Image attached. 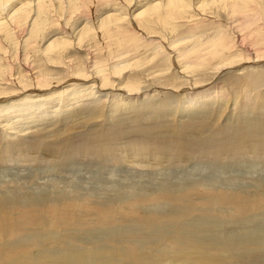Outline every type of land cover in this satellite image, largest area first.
I'll return each instance as SVG.
<instances>
[{
    "label": "bare ground",
    "instance_id": "bare-ground-1",
    "mask_svg": "<svg viewBox=\"0 0 264 264\" xmlns=\"http://www.w3.org/2000/svg\"><path fill=\"white\" fill-rule=\"evenodd\" d=\"M121 1L125 4L124 7H117L118 4L111 0H92L96 10L92 20L89 14L82 11L83 5L89 11V0H0V164L6 162L4 156L8 153L16 155L19 152L20 155L23 153L27 156L40 152L42 149L36 146L43 144L50 136L60 133L59 128L48 132V122L45 128H38L45 122L40 124L34 120L24 122L27 127L23 124L20 127L18 121L14 120L20 116L21 110L35 107L39 111L43 109L39 117L44 121L50 118L58 119V112L64 111L67 118L71 119V122L66 121L64 126L67 123L79 122L87 110L89 114H94L96 110L93 109L100 106L102 111L106 109L105 116L107 113L117 112L116 106L126 113L112 116L116 117L113 126L117 127L114 130V138L119 139L124 146L121 151L126 150L127 155L113 154L108 146L106 149L96 147L90 130L87 133H72L70 137L58 140V143L51 138L44 143L46 145L43 149H47L46 153L51 156L63 155L80 159L96 156L106 162L105 155L109 162L120 164L128 163L129 159L133 162L146 160L155 162L156 165L161 164L168 158L169 148L166 144V147L162 145V139H159L161 135L157 134L152 138V133L151 136L147 134L151 126L158 129L157 127L163 126L160 121H166L154 122L159 119L158 112L161 110L156 104L171 103L172 99H177V104L171 108L172 112L176 107L179 110L175 111L177 116H173V120L177 119V122L186 114L190 121L193 118L216 117L218 112L213 106L221 105L217 106L221 110L224 105L227 106L229 100L227 88H219V85L225 82L222 78L228 74L244 81L238 90L239 95L243 97L242 103H232L229 110L231 106L236 105V110L241 108L248 113L243 117L245 121L242 123L241 120V123L249 132L243 131L244 133L239 134L235 131L234 134L231 130L224 138L214 134L210 136L209 142L199 145L188 144L187 141L186 144L190 145L188 150L192 153L206 152L208 145L214 150L213 154L226 150V154H246L244 150L252 146L256 155L264 154V139L256 138L258 133H264V125L257 124L258 117H252L257 96L264 97V37L259 31H264V0ZM220 13L228 22L219 17ZM217 18L222 19L224 23L220 24ZM238 18L258 23L256 42L259 47L254 51L241 44V35L239 30H236V27H239ZM230 20H233L231 24ZM202 28L204 33L200 31ZM167 31L184 34L185 40L188 38V41L172 42ZM187 46L191 49H186ZM12 49H15L16 60L12 57L14 62L10 65L5 58H9L10 54L7 52ZM20 55L24 56V59H21ZM17 63L21 68L18 66V70L12 69ZM205 91L208 92L203 94V97H198ZM219 99L224 104L216 101ZM261 106H264V98ZM169 107H164L165 111L169 110ZM235 108L232 111H235ZM168 114L171 113L167 112L166 115ZM107 120L109 121L108 115L105 118V121ZM101 123L103 122L97 123V126L102 127L104 124ZM144 123L149 124L143 127ZM74 127L75 125L66 128L71 133ZM134 134L136 136L133 140H127ZM42 135L48 137L45 139ZM111 135L108 139L112 141ZM238 135L242 137L238 139ZM26 137L31 140L27 141ZM17 138L24 141L18 142ZM123 139L125 141L121 142ZM236 139L244 143V150L236 151L242 145ZM153 141L161 143L160 147L154 148ZM149 142L153 144L150 145ZM163 142L170 143L168 139ZM56 143L58 146H55ZM185 148H181L183 152ZM139 169L144 170L142 166ZM145 174L150 172L146 171ZM168 184L169 181H165L158 189L142 191V194L137 192L132 196L130 204L125 206H120L125 199L123 195H119L112 198V204L107 206L108 208L100 203L96 204L87 196L71 194V197L67 195L66 198H61L55 190L35 199L34 193H27L25 188L8 187L7 191H0V264H233L231 261L236 255L230 250L228 256L227 246L234 248V243L227 246L210 245L207 240L212 238L210 236L213 232L205 225V221L201 226V223L194 219V237L187 236L188 231H184L189 229L190 221L186 219L187 222H183V218L188 213L193 218L195 209L192 208L201 206L203 202L216 206L219 200L229 207L227 211L218 212L221 216L227 215L226 212L230 209L231 216L233 209L238 213L256 209L264 204L263 192L255 193L249 189L247 193L242 190L239 194L229 188L217 191L216 187H207L204 180L189 181L185 186L177 185L176 182L173 183L174 188H168ZM212 193H215L219 200ZM79 198H82V203H79ZM195 200L198 202L195 203ZM239 204L242 206L239 207ZM117 207L118 212L114 214ZM209 209L211 213L213 210ZM115 218L131 220L135 229L131 233L127 232L125 236L123 233L122 240L112 239V244L103 240L100 243L97 240L93 243L83 242L80 237L75 236L76 234L73 237L70 235L68 240L66 237L56 241L38 231H48L46 226L52 224L53 233L61 229L69 231L74 227L89 235L93 230L114 225ZM115 228L116 226L110 230L114 232ZM140 229L145 232L138 235ZM221 234L220 230L217 237L220 238ZM53 244L63 245V248L57 247L59 250H55ZM79 244L78 250L71 249ZM258 245L261 249L264 248ZM253 246L247 251L259 247ZM151 247L162 249H152V252ZM236 250L234 251L237 252ZM225 255L229 260L231 257L228 263L225 261ZM249 255L245 254L244 257ZM253 260L248 261L246 258L247 264H264L262 261Z\"/></svg>",
    "mask_w": 264,
    "mask_h": 264
},
{
    "label": "rangeland",
    "instance_id": "rangeland-1",
    "mask_svg": "<svg viewBox=\"0 0 264 264\" xmlns=\"http://www.w3.org/2000/svg\"><path fill=\"white\" fill-rule=\"evenodd\" d=\"M111 1L113 3H117L118 4L117 7H119V6L124 7V5H125L123 3V1H121V0H111ZM94 4H95V2H94ZM94 4H93L92 0H89V11L87 10V7L85 5H83V10H82L84 13L89 14L90 17L92 18V20L94 17V12L96 11L94 8ZM215 5H217V4L215 3ZM209 13H211V12H209ZM220 14L221 15L219 17L222 18L225 22H228L227 20L224 19V15H222V13H220ZM212 18L216 19L215 16H212ZM212 18H210V19H212ZM220 18H217L218 21H220V24L222 22L224 23V21ZM213 21H215V20H213ZM238 21H237V23H239L238 24L239 27L237 26L236 30H239V34L241 35L240 40H241L242 46H245V48H249L250 50L254 51L255 48L259 47V45H257L258 43L256 42V40L258 38L256 30H259L258 23L250 22L248 19L242 20L240 18H238ZM232 22H233V20L229 21L230 24ZM200 31H202L201 33L205 32L203 28L200 29ZM259 31H260V34L264 37V31L263 30L262 31L259 30ZM212 32L213 31H211V33ZM169 33H171V32L167 31L168 37L171 38L172 42L176 41L175 43H179L180 41H182L185 43L186 41H188V38H187V40H185L186 35H184V34L177 33L175 31L171 34H169ZM252 33H254L255 36ZM19 34H21V33H19ZM163 46L165 47L164 44H163ZM188 47L189 46H187L186 49H191ZM11 51L7 52L8 54H10L9 58H7V59L5 58V60H7V62L10 63V65H11V63L14 62V59L16 60L15 53H14L15 49H12ZM115 51H116V53L118 52V50H115ZM169 52L170 51H167V53H169ZM170 56L174 57L173 54L172 55L170 54ZM12 57H14V59H11ZM20 58L24 59V56L20 55ZM239 59H241V58L239 57ZM18 66H19V68H21L19 63L14 64V66H12L11 68L14 70H18L17 69ZM232 77H233V79H232ZM230 78H231V80H230ZM234 78H235V76H233V74H228L222 78V81H225V82H224V84L219 85V88L221 87V88H223V90L227 88L228 91L226 94H229L228 95L229 100H228V103L226 104L227 106L224 105L221 108V110H219V108L217 107V106H221V105H217L214 103L215 106H213V104L210 106V107L213 106V108H216V110H217L216 112H218V114H216V117L203 118V119L196 118L197 120L195 118H193V120L190 121V119H188V114H186V115H184V117L179 118L178 122H177V119L173 120L174 119L173 116L176 117L178 113H175V111H179V110H177V107H176L175 111L172 112V109H171L172 107L174 108L175 105L177 104V102H176L177 99L176 100L172 99L171 103L160 102V103L156 104V107L157 106L161 107L160 108L161 110H160V112H158L159 113V115H158L159 119H155L154 122H156L157 120H159V121L160 120H166V121H160V125L163 124V126L157 127L158 129L151 126L152 128L149 131H147L148 132L147 134L150 135V133H152L153 134L152 138L156 137L157 134H159V136L161 135V137L160 138L158 137V138L160 139V141L162 139V141H161L163 143L162 145H164L165 147L167 145L169 148L168 149L169 155L167 156L168 158L163 160L161 164H158L159 166L156 165L155 162H152V161L149 162L146 160H145V162L141 161V162H143V163H141V162H137V161L133 162V161H130V159H129L128 163L125 162V164L114 163L113 161L109 162L107 160L108 158H106L105 155H104V159H106V162H104V160H102L99 157L97 159L96 156L95 157L90 156V159H88L86 157V158H84L85 160L82 157L80 159V157L69 158V157L63 156V155L51 156V155H49V153H46L47 149H43V148H45V145H46V144L44 145V143L46 141L50 140L51 138H53L51 140H53L54 142L57 141V143H58L59 141L63 140L64 138H68L73 134H77V133L80 134L83 132L87 133V131L90 130L94 136V138H92V139H95L94 145L96 147L100 146L101 148L106 149L107 148L106 146H108L109 148H111L109 150L113 154L116 153L118 155H122L123 153L126 152V150H125V152L121 151L122 147H124V146L121 145V143L119 142V139L114 138L115 137L114 136V134H115L114 130L117 129V127L115 128L113 126V124L115 123L114 120H116L115 119L116 117L114 118L112 115L117 116L119 114H126V113L117 106H116V110H118L117 112H113L112 114L107 113L109 121L108 120L105 121V118L107 117V115L105 116L104 112L106 109L104 111H102V109L100 108L101 106H100V107H97V109L96 108L93 109V110H96V111H94L95 112L94 114H89V110H87V113H86L87 116L86 115L83 116V118L80 119L79 122L77 121L74 123H67V125H64V126H63V124H65L66 121L71 122V119L67 118L68 117L67 113L64 111L58 112V116H60L58 119L56 118V119L51 120V118H50V120L48 119L47 121H44V119L39 117L42 114L40 112L43 109H40V111H39V109L38 110L36 109L37 107L31 108L28 110L23 109V110H21L22 112L20 113V116H18L14 120V121H18L17 123L20 127L22 124L24 126V122L34 120L35 122L38 121L40 124H43L45 122L43 126L38 127V128H42V127L45 128L47 126L46 122H48V124H50V125H48L49 128L47 127L48 132H50L49 130H51V129L54 130L56 128L57 129L59 128L58 130H60V133L58 132V133H56V135L50 136V138L48 140L44 141L43 144L40 142L41 144H39V146H36V148L39 147V149L41 148L42 150L38 153H35V154L30 153L27 156H24L23 153H21V155H20L19 152L16 153V155H13L12 153L6 154L4 156V159L6 162H3L0 164V191L1 192L3 190L7 191L8 187L9 188L12 187L14 189L16 186H19L20 188L21 187L25 188L24 189L25 191L28 190L27 193H29V194L34 193L33 197L35 199H37L39 197H44L43 195H45L47 193H51L52 191L56 190L58 197L66 198L67 195L71 197L72 196L71 194L78 195L81 197L87 196V198H89V197H90V199L92 198L91 200L93 202H96V204L100 203L101 205H103V207L110 206L112 204V200H113L112 198L117 197L119 195L120 196L123 195L125 202H126L125 203L123 201V203H121L120 206L128 205L131 202L132 196H134L137 192H140V193L142 191L146 192L147 190H152L153 188L158 189L161 187L163 182L165 184V181H169V184L167 186L168 188H174L175 187L174 184L176 182H177V185L179 184L181 186H185L189 183V181L195 182V181L204 180L205 182H207V184H209V186L206 184L207 187H210V186L216 187L217 191H222V189L225 190L226 188H229L230 190L237 191L239 194H241L243 192L242 190H245L247 193V191L249 189L250 190L252 189V191H255V193H256V191H258V192L261 191L264 194V187H261L264 185V158H263L264 154H261V155L258 154L260 156L259 157L258 155H256V153L253 152L252 146H249V149L251 147L250 150L245 149L244 143L241 142L240 140L236 139L237 142H241V144H242L240 148L236 149V151H238V150L240 151V149L242 151V149L243 150L245 149L244 151L247 152L246 154L243 152H241V153L238 152L237 154H234V153L226 154L227 150H226V152H223V153H214L213 154L212 151H214V150H212V148L208 145L207 146L205 145L206 148L208 149V151H206V152L192 153L191 150H188V149H190V145H188L189 143L190 144L195 143V144L199 145L200 143H205L206 141L209 142V140H211L210 136H212L214 134H216V136H218V137L224 138V136L227 135L229 133V131H231V130H232L231 132H233L234 134H236L235 131H237V133H239V134L244 133V132L245 133L249 132V129L247 127H243V125H242V123L245 121L243 119V117H245V115H247L248 113H245L244 111H242L241 108L240 109L237 108V110H238L237 111L235 108L236 105L231 106V109L229 110V105H232V103L235 104L236 102L239 105L240 103H242L241 99H243V97H241V95H239L238 90H240V87L242 86L244 81L243 80L239 81L236 78L235 79ZM236 80L238 83L236 82ZM213 89H214V87H213ZM207 92L208 91H205L203 93L201 92V94H199L198 97H203L202 95L207 93ZM253 96H255V95H253ZM173 98H175V97H173ZM263 98H264L263 95L257 96L256 102L254 104L255 106L254 105H253L254 107L252 106L254 108V110H252L253 111L252 117H254V118L258 117L259 121L257 120V124H259V125H262V124L264 125V123H258V122H264V106H261V101H263ZM216 101L217 102L220 101L219 104H224V102L222 103L221 99L216 100ZM163 106L164 107L170 106L169 110L165 111ZM117 108H119V109H117ZM234 108H235V111H232ZM258 108H260V109H258ZM56 109H58V108H56ZM46 110L48 111V109H46ZM46 110H45V112H47ZM53 110H55V109H53ZM167 112L168 113L170 112L171 114L166 115ZM226 112H227V114H226ZM240 113L241 114L243 113L244 115L243 114L240 115ZM51 114L54 115L53 113H51ZM111 116H112V118H111ZM165 116H166V118H165ZM119 117L120 116H118V118ZM122 118H126V116H122ZM245 119L247 120L248 118H245ZM57 120L59 123L56 122ZM241 120H242V123H241ZM52 121H54V122H52ZM98 121L99 122L102 121L103 123H101V124H104V125L102 127L97 126V123H99ZM51 122L53 123L52 125H51ZM33 124H36V123H33ZM146 124H149V123H144L143 127L146 126ZM170 124H172V125H170ZM74 125H75V127H74L75 129L73 130V132L71 131V133H70V130H68L66 127L69 126L71 128V126H74ZM168 125H170V127H168ZM94 126H96V127H94ZM147 126H149V125H147ZM24 127H27V126H24ZM91 127H93V128L91 129ZM252 128L253 127H251V129ZM255 129H257V126H255ZM255 129H252V130L256 131ZM153 130H154V132H153ZM187 133H189V134H187ZM48 134L50 135L51 133H48ZM59 134H61V136ZM110 135L112 137V138L110 137L112 139V141L110 139H108V136H110ZM135 136H136V134L130 135L127 140L132 139V138L134 139ZM47 137H48V135L47 136L42 135V138L46 139ZM138 137L139 136L137 135V138ZM194 137H195V140H194ZM241 137H242V135L237 136L238 139ZM260 137H262L264 139V133H262L261 135H260V133H258L256 135V138H260ZM26 138H27L26 139L27 141L31 140V139H29V137H26ZM17 139H15V140H17L18 142L24 141V140L23 141L19 140L20 138H17ZM165 139L166 140L168 139L170 141V143H166V142L164 143L163 141H165ZM252 139L255 140L254 138H252ZM5 141H6V139H5ZM123 141H125V140L123 139L121 142H123ZM215 141H217V140H215ZM153 142L155 144L154 148L160 147L161 143H159V142L155 143V141H153ZM186 142L188 144H186ZM262 142H263V140H262ZM57 143L55 144V146H58ZM149 143H150V145L153 144L152 142H149ZM105 144H107V145H105ZM7 145L8 144H6V146ZM171 145H173L174 148ZM182 147H184V148L186 147L185 152H183V150L181 149ZM114 148L115 149L117 148V149L115 150ZM151 148L153 149V146ZM44 150H46V151H44ZM209 151L211 153H209ZM229 151H231V150H229ZM183 154H184V156H183ZM125 155H127V153H125L123 156H125ZM173 155H175V156H173ZM185 155H187V156H185ZM213 155H214V157H213ZM238 155H240V157ZM216 156H217V158H216ZM169 157H170V159H169ZM66 158H68V160H66ZM213 158H215V159L212 160ZM262 159H263V161H262ZM109 160H110V158H109ZM120 160H122V159H120ZM259 160H261L262 162ZM141 166H142V168H144V170H142V171L150 172V174H147L148 176L145 174V172L140 171L141 169H139V168H141ZM167 179H169V180H167ZM60 192H62V194H60ZM215 193H212V195L217 198V196L214 195ZM246 193H244V194H246ZM217 194H219V193H217ZM129 195H130V197H128ZM126 196L128 197V199ZM217 199L219 200V198H217ZM78 200H79V203H82V198H79ZM99 200H101V202H99ZM197 202H198V200H195V203H197ZM222 205H224V206H222ZM241 206L242 205L239 204V207H241ZM168 207L169 206H167L166 208L168 209ZM239 207H237V208L239 209ZM209 208H211V210H213V211H211V213H210ZM222 208H224V209H222ZM228 208H229L228 205L222 204L220 202V200L216 206H214L213 203L211 205H207V204H205V202H203V204L201 206L192 208V209H195V210H193L194 211V215H193L194 217L191 218L190 213H188L185 216V218H183L185 221L182 219L183 222H187L186 219H188V221H190L189 222L190 227H189V229L186 228L184 233H186V231H188L187 233L189 235L187 233H186V235L187 236L191 235L194 237V232L192 231V229L195 226L192 224H194L195 221L193 222V219L197 220L199 222V224L201 223L200 224L201 226L203 225V222L205 221V225L208 226L211 229V231L213 232V234H211V236H210V238L211 237L212 238L208 239V240L206 239L207 243H209L212 246H218V245L227 246V244H233L234 243L232 245V246H234V248L227 246L228 249L227 248L226 249L229 250V252L227 254L228 256L230 254V250H231V253H233V255H236L234 257L236 260H234V258H232L233 261H231V257L229 260L227 255H225L227 258V259H225V261L227 263L229 261H231V262H233V264H247L246 258L248 261L255 259V261H262L264 263V251H263L264 248L261 249V247L258 245V244H260L262 247H264V204L260 205L259 208L249 209L248 211L242 210L239 213L236 211L234 212V209H233L232 210L233 211L232 216L230 213L231 209L228 210L229 212H226L227 215L223 214L224 216L223 215L221 216V214H218L219 211H227L226 209H228ZM116 209H115L116 212L114 210V214H116L118 212L119 208L117 207ZM115 220L116 221L113 223L116 226V228L114 229L115 230L114 232H113V230H110L111 228L115 227L112 224H111V226L108 225L106 227L107 229L102 228L101 230H93V231H91V233H89V235L85 234L86 232L83 231L82 229H80V228L74 229V227L72 228V230H69V231H67L65 229H63V230L61 229L62 231L59 230V231H56L55 233H53L54 231H52V229H51L53 227L52 224H50V226L49 225L46 226L48 231H46L45 229L44 230H38V231H41V233L42 232L45 233L47 235V237H50L49 239L52 238V239H55L56 241L58 239H61V240L65 239L66 237L68 240L71 238V236L73 237L76 234L75 236L80 237L83 240V242H92L93 243V242L98 241L100 243L103 240L105 242L109 241V243H111L110 241H112V239L117 238L119 240H122L123 237L127 234V232L131 233L135 229L133 227L134 225L132 224L131 220H130L131 222L128 221L127 219H126V221H124L125 219L121 220V218L118 220H117V218H115ZM160 220H163V219H160ZM161 222H163V221H160V223ZM208 222H210V223H208ZM42 226H44V225H42ZM41 229H43V228H41ZM122 230H123V232H122ZM220 230H221V233L223 235L221 234L220 238H218L217 235L220 232ZM144 232L145 231H141V229H140V232L138 231V235L139 234L141 235ZM164 232H165V230H163V233ZM203 234H204V232H203ZM116 236H118V237H116ZM216 238H218V239H216ZM95 240H97V241H95ZM247 242H249V243H247ZM165 244H167V243H165ZM253 245L254 246L256 245L257 247L258 246L259 247L256 249H253L254 251L253 250L247 251ZM52 246L55 250H59L58 248H60V249L63 248V245L59 246V245L53 244ZM243 246H245L246 248H244ZM79 247H80V244L78 246L74 245L71 249L72 250L73 249L78 250ZM159 248H157V250L161 251L162 247H159ZM236 248H237V250H236ZM152 249L154 251H157L155 249V247H151V251H152ZM234 250H236L237 252H235ZM245 254H250V255L245 258L244 257ZM223 259H224V257H223ZM260 259H262V260H260Z\"/></svg>",
    "mask_w": 264,
    "mask_h": 264
}]
</instances>
